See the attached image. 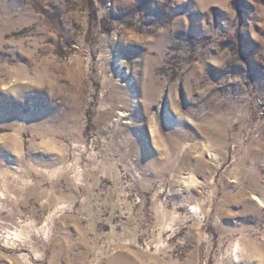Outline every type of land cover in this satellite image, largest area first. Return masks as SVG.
I'll list each match as a JSON object with an SVG mask.
<instances>
[{
  "label": "rangeland",
  "instance_id": "rangeland-1",
  "mask_svg": "<svg viewBox=\"0 0 264 264\" xmlns=\"http://www.w3.org/2000/svg\"><path fill=\"white\" fill-rule=\"evenodd\" d=\"M0 264H264V0H0Z\"/></svg>",
  "mask_w": 264,
  "mask_h": 264
},
{
  "label": "bare ground",
  "instance_id": "bare-ground-1",
  "mask_svg": "<svg viewBox=\"0 0 264 264\" xmlns=\"http://www.w3.org/2000/svg\"><path fill=\"white\" fill-rule=\"evenodd\" d=\"M239 248H240V247L237 245V246H236V249H235V251H236V257H237L238 259L241 258V256L238 255V252H239V251H240L239 253H241V254L244 255V256H246V254H247L246 251H244V249L241 250V249H239Z\"/></svg>",
  "mask_w": 264,
  "mask_h": 264
}]
</instances>
